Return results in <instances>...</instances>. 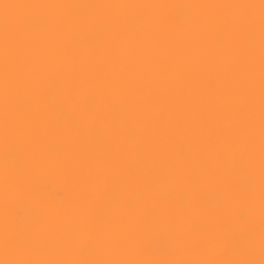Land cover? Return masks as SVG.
<instances>
[{
  "label": "clouds",
  "instance_id": "1",
  "mask_svg": "<svg viewBox=\"0 0 264 264\" xmlns=\"http://www.w3.org/2000/svg\"><path fill=\"white\" fill-rule=\"evenodd\" d=\"M0 264H264V0H0Z\"/></svg>",
  "mask_w": 264,
  "mask_h": 264
}]
</instances>
